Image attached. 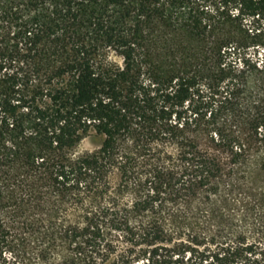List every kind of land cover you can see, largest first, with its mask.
Instances as JSON below:
<instances>
[{
    "label": "trees",
    "instance_id": "16d2710c",
    "mask_svg": "<svg viewBox=\"0 0 264 264\" xmlns=\"http://www.w3.org/2000/svg\"><path fill=\"white\" fill-rule=\"evenodd\" d=\"M0 264H264V0H0Z\"/></svg>",
    "mask_w": 264,
    "mask_h": 264
},
{
    "label": "rangeland",
    "instance_id": "374dc122",
    "mask_svg": "<svg viewBox=\"0 0 264 264\" xmlns=\"http://www.w3.org/2000/svg\"><path fill=\"white\" fill-rule=\"evenodd\" d=\"M99 145L98 139L93 135L83 140L79 146V151L93 150Z\"/></svg>",
    "mask_w": 264,
    "mask_h": 264
}]
</instances>
